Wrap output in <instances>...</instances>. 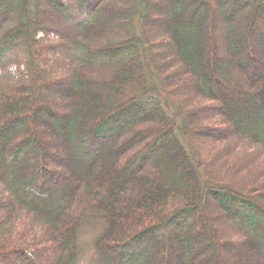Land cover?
I'll return each mask as SVG.
<instances>
[{
	"label": "trees",
	"instance_id": "16d2710c",
	"mask_svg": "<svg viewBox=\"0 0 264 264\" xmlns=\"http://www.w3.org/2000/svg\"><path fill=\"white\" fill-rule=\"evenodd\" d=\"M118 1L0 0V264H264V0Z\"/></svg>",
	"mask_w": 264,
	"mask_h": 264
},
{
	"label": "rangeland",
	"instance_id": "374dc122",
	"mask_svg": "<svg viewBox=\"0 0 264 264\" xmlns=\"http://www.w3.org/2000/svg\"><path fill=\"white\" fill-rule=\"evenodd\" d=\"M123 1V0H122ZM121 0L118 1L119 2V5L120 6H124V2H122ZM106 3V1H105ZM103 3H101L102 5ZM107 9V6L105 5V7ZM108 10V9H107ZM126 20L125 18L123 19L122 23H124ZM155 25H153L152 27V31L157 27V30L158 28L161 26V21H153ZM124 25V24H123ZM116 28H119L120 26L122 25H118V24H115L114 25ZM113 26V27H114ZM114 27V28H115ZM151 31V32H152ZM137 33H140V32H137ZM93 78L97 79V78H104L103 76H99V77H95L92 76ZM179 86L178 85V89H179ZM99 87V86H98ZM102 88H107V85L104 84V86ZM187 91V92H186ZM112 92V91H111ZM45 94H48L46 92H44ZM50 94H54L58 97H60V94H61V91H58L57 90H50L49 92ZM180 96L183 97V101H184V105L185 107L186 106H190V105H194L195 103H204L205 101L202 100V99H199L198 98V95H194V94H191L190 91L184 89V90H180ZM48 98V96H46ZM51 100V98H50ZM206 103V102H205ZM205 106V105H203ZM193 113V112H192ZM191 115V114H190ZM198 116L196 115H191L190 116V121L194 120L195 121V126H199L200 125V121L199 119H197ZM212 136H207L206 138V142H199L201 145L200 146V150H201V155H208L206 157L208 158H211V156L213 157V154L217 153L218 150L220 149V147H222L223 145L225 144H218L220 147L218 149L214 148L213 147V142L214 140L211 139ZM219 143H222V142H219ZM209 147H211L209 149ZM211 155V156H210ZM225 158L227 159H221L222 157H220L219 159L218 158H215L211 161V163L209 165H213V167L217 164L218 165V161L221 163V162H224L225 165L229 163V161H231L234 157L232 155L229 156V154H224ZM203 157V156H201ZM224 166V165H223ZM256 168V167H254ZM252 168V170L254 169ZM250 170V172L252 171ZM255 170V169H254ZM243 172V171H242ZM249 171H247V176L250 177L251 174H250ZM236 174L238 173H235L234 175L236 176ZM238 176V175H237ZM240 176V174H239ZM252 178V177H250ZM258 182V181H257ZM259 182H264V176H262L260 179H259ZM1 192V190H0ZM2 218H5V217H0V219ZM7 219V218H6ZM5 220V219H4ZM22 221L24 223H28V222H31L29 219L27 218H22ZM26 225V224H25ZM103 225H104V222H103V219L100 217L99 215V212L97 211H89L87 212L83 218L81 219L78 227H77V244H78V264H105L103 258L100 256V254L97 252L96 248H95V239L96 237L101 233L102 231V228H103ZM31 233L32 234H38L37 233V230L36 228L35 229H31ZM211 247L208 246V250L210 249Z\"/></svg>",
	"mask_w": 264,
	"mask_h": 264
}]
</instances>
